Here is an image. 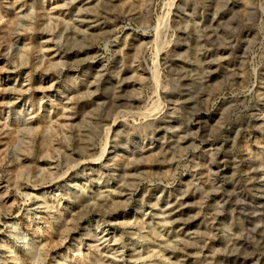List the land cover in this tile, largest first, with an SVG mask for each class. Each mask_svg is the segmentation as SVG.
Listing matches in <instances>:
<instances>
[{"label": "rangeland", "instance_id": "obj_1", "mask_svg": "<svg viewBox=\"0 0 264 264\" xmlns=\"http://www.w3.org/2000/svg\"><path fill=\"white\" fill-rule=\"evenodd\" d=\"M0 264H264V0H0Z\"/></svg>", "mask_w": 264, "mask_h": 264}, {"label": "bare ground", "instance_id": "obj_2", "mask_svg": "<svg viewBox=\"0 0 264 264\" xmlns=\"http://www.w3.org/2000/svg\"><path fill=\"white\" fill-rule=\"evenodd\" d=\"M80 31V30H79ZM109 131H110V128L108 127L107 128V130H105V132H104V142H103V145H102V153L105 151V150H107L106 149V145H107V138H108V133H109Z\"/></svg>", "mask_w": 264, "mask_h": 264}]
</instances>
